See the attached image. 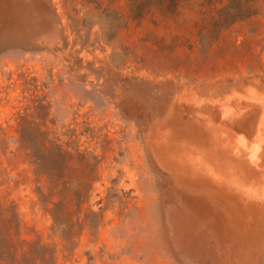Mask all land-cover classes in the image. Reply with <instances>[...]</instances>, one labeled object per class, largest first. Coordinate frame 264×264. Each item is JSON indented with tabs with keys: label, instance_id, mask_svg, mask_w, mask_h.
<instances>
[{
	"label": "rangeland",
	"instance_id": "374dc122",
	"mask_svg": "<svg viewBox=\"0 0 264 264\" xmlns=\"http://www.w3.org/2000/svg\"><path fill=\"white\" fill-rule=\"evenodd\" d=\"M0 264H264V0H0Z\"/></svg>",
	"mask_w": 264,
	"mask_h": 264
},
{
	"label": "trees",
	"instance_id": "16d2710c",
	"mask_svg": "<svg viewBox=\"0 0 264 264\" xmlns=\"http://www.w3.org/2000/svg\"><path fill=\"white\" fill-rule=\"evenodd\" d=\"M43 9L46 12L47 16L51 15V12L53 10V5L52 4H46V2L43 3Z\"/></svg>",
	"mask_w": 264,
	"mask_h": 264
}]
</instances>
